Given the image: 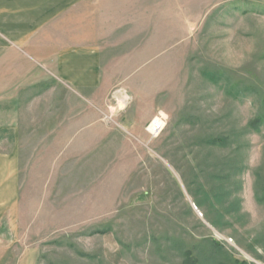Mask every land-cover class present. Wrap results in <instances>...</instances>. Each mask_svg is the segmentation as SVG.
I'll return each instance as SVG.
<instances>
[{"label": "rangeland", "instance_id": "obj_1", "mask_svg": "<svg viewBox=\"0 0 264 264\" xmlns=\"http://www.w3.org/2000/svg\"><path fill=\"white\" fill-rule=\"evenodd\" d=\"M77 46L96 88L56 80ZM23 53L0 56L20 185L1 264H264V0H86Z\"/></svg>", "mask_w": 264, "mask_h": 264}, {"label": "crops", "instance_id": "obj_2", "mask_svg": "<svg viewBox=\"0 0 264 264\" xmlns=\"http://www.w3.org/2000/svg\"><path fill=\"white\" fill-rule=\"evenodd\" d=\"M84 1L0 0V56L23 59V52L45 28ZM53 66L57 82L69 88H96L101 82L100 55L95 47L61 48ZM14 130V126H0V135ZM19 190L17 153L0 152V264L16 233Z\"/></svg>", "mask_w": 264, "mask_h": 264}, {"label": "bare ground", "instance_id": "obj_3", "mask_svg": "<svg viewBox=\"0 0 264 264\" xmlns=\"http://www.w3.org/2000/svg\"><path fill=\"white\" fill-rule=\"evenodd\" d=\"M164 116L156 117L150 127L147 129L148 132L153 134L155 137L158 136L165 128L166 124L163 121Z\"/></svg>", "mask_w": 264, "mask_h": 264}, {"label": "trees", "instance_id": "obj_4", "mask_svg": "<svg viewBox=\"0 0 264 264\" xmlns=\"http://www.w3.org/2000/svg\"><path fill=\"white\" fill-rule=\"evenodd\" d=\"M215 142H217V140H213L211 143L213 145H215ZM182 264H198L197 260L193 257V254L191 251H185L183 253V262ZM233 264H237V262L233 263ZM240 264H246L245 262H242Z\"/></svg>", "mask_w": 264, "mask_h": 264}]
</instances>
